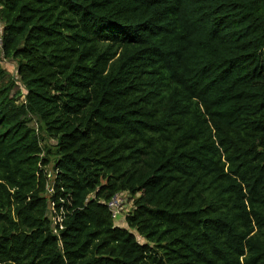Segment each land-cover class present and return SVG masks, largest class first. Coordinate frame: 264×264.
Here are the masks:
<instances>
[{
	"label": "trees",
	"instance_id": "16d2710c",
	"mask_svg": "<svg viewBox=\"0 0 264 264\" xmlns=\"http://www.w3.org/2000/svg\"><path fill=\"white\" fill-rule=\"evenodd\" d=\"M0 25L25 91L0 66V264H264V0H0Z\"/></svg>",
	"mask_w": 264,
	"mask_h": 264
},
{
	"label": "rangeland",
	"instance_id": "374dc122",
	"mask_svg": "<svg viewBox=\"0 0 264 264\" xmlns=\"http://www.w3.org/2000/svg\"><path fill=\"white\" fill-rule=\"evenodd\" d=\"M0 66L2 69H4V71H6L11 76V78H13L15 80V84L17 85V88H14L12 91L19 89V90H22V93H24L25 91H24L23 87L20 85V83L16 77V64H15V62L12 60H9V59L5 60L0 56ZM123 203H124L123 208H122V210H120V213H122V216L127 212V210L130 208V204L132 203V200L128 196V194H126L125 201ZM114 223L118 226H121V227L125 226V222L119 221V218L116 219V221H114ZM135 235H136V238L139 242H144V239L142 237L138 236L137 234H135Z\"/></svg>",
	"mask_w": 264,
	"mask_h": 264
},
{
	"label": "built area",
	"instance_id": "2783aa9c",
	"mask_svg": "<svg viewBox=\"0 0 264 264\" xmlns=\"http://www.w3.org/2000/svg\"><path fill=\"white\" fill-rule=\"evenodd\" d=\"M2 28L0 25V52L2 49ZM125 201V196L123 194H116L114 195L110 200H108L106 202L107 207L110 209V211L112 212V216L113 218H116L119 213L120 210H122L124 202Z\"/></svg>",
	"mask_w": 264,
	"mask_h": 264
}]
</instances>
